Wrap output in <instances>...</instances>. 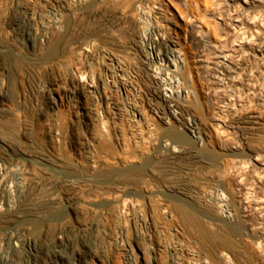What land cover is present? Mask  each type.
I'll list each match as a JSON object with an SVG mask.
<instances>
[{"label": "rangeland", "instance_id": "obj_1", "mask_svg": "<svg viewBox=\"0 0 264 264\" xmlns=\"http://www.w3.org/2000/svg\"><path fill=\"white\" fill-rule=\"evenodd\" d=\"M53 1L59 4V14L62 13L60 16L63 15L66 22L62 28L63 31L53 36L50 45L58 44L60 38H71L75 32L90 29L98 31L99 42L106 45L116 44L117 40H112L108 35L99 33L101 29L112 27L109 23L113 19L116 20L115 22L121 21L122 24L114 25V27H122L120 28L122 34L125 33L123 34L125 36L127 33L125 36L127 41L130 36L128 31L133 37L137 35L139 29H142V26H138L141 10V7H137L139 0H100L95 6V2L91 1L82 11L77 10L75 15L70 12L71 8L75 7L72 0ZM142 1L145 6H152V9L158 7V19L164 25V30H169H166L167 37L172 38V43L176 47H181L186 55H194L203 51L209 56V62L195 61L194 66L197 65V67L190 68L187 64L184 75L191 77L193 70L196 81L190 85V94H187L190 105L185 108V112L191 118L193 117L195 122L196 120L199 122L204 144L200 146V149L197 148V152L201 157H208L216 163L223 147H220L211 137L210 125L220 123L213 119V112L222 95L231 103L235 102L241 115L255 112L264 118V88L262 79L258 78L260 72L264 73L263 53L249 49L243 53V55L249 54V57L245 58L239 56L236 50L233 51V43L241 41L243 36L239 31L241 36L237 38L238 41L233 42L235 37L233 27L240 30L241 24L229 19L227 21L228 35L225 33L223 24H220V21L210 14L212 10H216L218 0H207L209 3L205 0H176L183 7L186 8L187 5L190 7L186 19L190 17L189 19L193 20L192 17L194 19L196 17L199 22H202L201 29L206 30L209 35L206 44L203 43L199 35L201 33H198L195 27L188 25V32L184 31L183 26L179 27L180 22H184L177 16L173 6L165 4L163 0ZM240 4L245 5L241 0ZM96 5L100 13L98 16L94 17L91 13H86L91 7L95 9ZM258 9L264 19V0L259 3ZM122 11L128 13V17L124 16L125 18H120V20L117 17L116 19L114 14ZM41 28L40 26L39 29ZM246 30L250 38L252 29L247 26ZM225 37L228 38L227 53H233L235 57L228 58V61H225L221 67L216 61L221 56L220 43L224 45ZM249 46L247 42L246 47ZM75 55L74 51L62 53L45 49L0 53V81L4 80V84L0 82V85L2 84L0 110L3 112L0 117V127L5 131V137L29 150L44 152L52 159L59 158L62 162L54 166L52 170L53 177L60 180L57 186L59 198L57 202L49 203L43 200L36 204L33 203L34 207L31 206V243L27 249L19 247L18 250L13 251L18 264H76L79 260L83 261L85 254L91 257L89 256L90 248L99 250L104 243H107L109 247L112 246L115 251L130 247L129 250H133L132 254L129 251L132 260H137L138 255L141 254L144 264V259L150 264L151 258H154L157 264H169L172 257L177 261H183V255L189 249L185 241L190 239H195L198 247L207 251L215 264L223 263L214 252L224 247L228 248L232 254H242L247 262L254 264L251 244L239 241L240 236L246 231L245 217L240 215L237 221L227 219L215 208L213 202L200 207L188 195L175 191L177 186H182L185 190L187 186L194 183L186 159L179 157L171 150L163 152V157L159 155L156 158L154 152L158 146L155 143L157 141L159 143L164 135H169L185 142L187 147L194 148L197 141L187 131L174 125L165 129L163 124L152 116L163 128L158 129L156 137L155 135L150 136L148 123L145 120L140 123L143 129L140 134L138 130L135 131L138 128L137 124L132 122L127 114L118 117L114 122L111 120L106 122V131H103L96 120H94L95 123L87 122L75 113L70 105L69 96L65 92L68 85L76 84L71 73V66L76 61ZM64 56L66 59L62 61ZM182 57L185 56L182 55ZM254 76H257L258 80H252L251 77ZM40 78L48 82L51 87L50 93L35 90ZM63 96L65 97L64 102L62 101ZM219 104L224 103L219 102ZM14 108H19V116L9 113ZM146 109L148 114H151L148 104H146ZM224 114L231 119L236 113L227 109ZM240 129L232 133V139L236 141V144L240 143L241 146L244 143H252L259 147L264 146V125L262 129L256 131L243 128L242 131L246 133ZM248 136L251 137L248 138ZM91 158L99 161L97 167L90 166ZM152 165L157 167L153 175L149 169ZM205 171L204 176L207 178L208 189L211 188L217 193L216 188L219 187L217 173L220 170L213 166ZM75 175L88 176L89 179L86 178L88 181H101L104 188L83 191L79 187L69 186L64 182ZM227 178L233 186L236 185L233 175ZM114 182L134 185L137 196L129 195L124 197L125 200L115 197L101 198L100 192L112 188L111 185ZM154 183L168 185L162 195L169 204L168 211H165L156 196L146 193V189ZM136 198L139 199L140 209L133 206ZM92 202L96 205L91 204ZM236 206L239 209L238 201H236ZM246 211L251 218H255L256 210L247 207ZM205 213L211 216L210 218H221V223L210 227L205 220ZM141 214L146 217L145 222L138 220ZM6 216L1 214L2 218ZM177 228L187 234L188 238L184 233V243L187 245L181 243L176 236L175 229ZM115 251L110 258L118 264Z\"/></svg>", "mask_w": 264, "mask_h": 264}, {"label": "bare ground", "instance_id": "obj_2", "mask_svg": "<svg viewBox=\"0 0 264 264\" xmlns=\"http://www.w3.org/2000/svg\"><path fill=\"white\" fill-rule=\"evenodd\" d=\"M72 1L75 7H72L70 12L75 15V13L77 14V10L79 11L80 9L82 11L91 1L95 2V6L100 0ZM163 1L167 5L173 6L177 16L183 20L184 23L180 22V25L178 23L179 27L183 26L185 32L189 31L188 25L195 27L196 31L201 33L199 35L203 43L206 44V42H208L209 35L206 30L203 31L201 29L202 22H199L196 17L195 19L192 17L193 20L189 19L190 17L186 19L187 11H190L188 5L185 8L177 3L176 0ZM241 1H243L245 5L243 4L242 6L240 0H218L216 2V10H212L210 14L215 16L220 21H218L220 24H223L227 35V21L233 19L234 22H240V30H236V27H233V29H235L233 33L235 35L233 42L238 41L237 38L241 36L238 33L239 31L243 36L242 40L238 43L234 44L232 42V46H234L232 48L233 51L236 50L239 56L247 58L249 54L245 53L243 55V53L246 50L254 49L263 53L262 58L264 59V19L262 18L260 9H258L259 3H262V0ZM139 2L137 7H141V10L139 12L140 17L138 18V26H142V29H139L137 35L132 37L131 32L128 31L130 36H128L129 40L127 41V37L125 38L127 33L125 36L123 35L125 33L122 34L120 29L122 27L116 28L117 25L122 24L121 21L115 22L116 20L114 21L113 19L112 21L109 20V24L112 27L107 28L105 26L107 29H101L99 33L106 36L108 35L112 40H117L118 43L106 46L101 42L98 43L99 38L97 37L84 42L85 49L89 53L92 52L97 45L101 46V48H109L113 60L115 61V65L110 68L113 85L115 87H121L126 94H129V101L126 104H122V107L116 104L115 107H112L114 111L108 109L107 116L99 117L101 97L100 91L98 90V83L90 80L91 83L84 84V93L89 102L90 122L93 121V123H95L94 120H96L101 129L106 131L105 121L110 120L112 117L118 119L128 108L129 110H135L133 122L138 126L135 131L138 130L140 134L143 132L140 123L143 121L145 122V120L148 123L147 128L150 136L155 135L154 137H156L159 128L164 127L166 129L172 125L187 131L188 134L197 141L194 147L195 149L187 147L185 142L179 141L169 135H164L159 143L157 140L155 143L158 146L154 152L156 158H158L159 155V157H163V152L171 150L179 155V157L185 158L187 165H189L190 176L194 179L193 185L187 186L185 190L184 187L180 185L181 187H175V191L188 195V197L200 207H205L210 202H213L215 208L227 219L237 221L240 215L245 217L246 231L240 236L239 241L241 243L251 244L254 264H264V146L259 147L252 143H244V145L240 146V143L238 145L236 141L232 139V133L236 131V129L242 128L240 129L241 131L244 130L243 128L249 131L262 129L264 118H262L259 113L255 112L254 114L245 113L241 115L239 113L240 109L235 106V102L231 103L228 98L222 95L219 102H223L224 104H219V102H217L216 109H214L213 112V119L218 120L220 123H211L210 133L213 140H215L220 147L222 146L223 150L220 151V156L216 163H213L211 161L212 159L209 160L210 158L208 157H201V155H199L200 153L197 152V148H201L200 146L204 144V140L200 134L199 122L197 120L195 122L193 117L191 118L188 113L185 112V108H188L190 105L187 98L191 90L190 85L192 82L196 81V77H194L193 70L191 72V77L189 76L190 78L185 76L184 72L187 68V64L190 68L197 67V65L194 66L195 61L201 63L209 62V56L203 51L202 53L197 52V54L194 55H186L181 47H176V45L172 43L171 37H167V29L164 30V25L161 24L158 19V7H155L156 9L153 7L152 9V6H145L142 0H139ZM205 2L209 3L207 0H205ZM91 8L89 9L90 11L86 13H91L94 17L100 14L97 11V5L95 9ZM54 10L47 9L46 13L43 15H50L51 12L57 15L55 16L54 24L57 28H63L66 20L63 15L58 16L57 12L60 8H54ZM125 14L126 12L122 11L114 15L116 19L118 17L120 20V18L124 16L126 18L128 17V13ZM196 21L197 23H195ZM46 23L49 27L52 26L49 18H46ZM114 25L116 26L114 27ZM247 26L252 29L250 38L249 35L247 36ZM128 29H126V31ZM227 39L228 38L225 37L226 42L224 45L220 43L222 49L221 56H219V59L216 61L221 67L225 64V61H228V58L232 59L235 57L233 53H227ZM247 42H249V47H246ZM182 55L185 56V59ZM123 61H126V64L130 68L139 70L142 73V77L138 79V76L128 75ZM258 78L262 79L264 88V73L260 72ZM251 79L254 81L258 80L257 76L251 77ZM0 82L4 84L3 79ZM1 85L0 93L2 94ZM35 90L50 93L51 87L44 78H40L37 81ZM65 92L68 94L74 93L69 87L65 88ZM141 92H144V94ZM137 93L142 96L141 101L139 100L140 97H133V94L137 95ZM226 100L229 101L227 102ZM144 103L148 104L151 114H148L146 107H144ZM226 107L231 112L233 111L236 113L233 118L229 119L225 116L224 112L227 111V109H225ZM18 109L14 108L9 113L13 114V116H19ZM2 114L3 112L0 110V117ZM152 116L163 124V127L158 125L155 121L156 119H153ZM2 129L3 128L0 127V264H18L15 252L13 251L18 250L17 248L19 247L27 249L31 243V206H33V203L36 204L43 200H47L49 203L57 202L59 198L57 186L60 180H57L58 178L56 179L55 176L53 177L52 170L54 166L62 162L59 158L52 159L44 152L29 150L27 147L16 144L14 140H8L5 137V131ZM251 136H248V138ZM245 138L247 139L246 136ZM233 140L235 142H233ZM98 162L99 161L91 158L90 166L95 168L98 166ZM213 166L218 167L220 170L219 173H217V184L219 186L216 188L217 193L211 188L208 189L206 185L207 178L204 176L205 170ZM156 168L153 165L149 166L152 175L155 173ZM229 175L234 176L236 185L233 186L231 184L230 179L227 178ZM86 178L89 179L88 176L75 175L67 178L64 182L69 186L79 187L83 191L101 190L104 188V186L101 185L102 183H100L101 181H97V183L96 181H88ZM111 186L112 188H107L105 191L103 190L100 192L101 198L111 199L115 197L120 200H125L124 197L126 196H137L135 194L136 187L129 183L114 182ZM167 187V184L161 185L154 183V185H150V188L146 189L148 195H154L159 199L165 211L169 210V204L162 195H164ZM110 190H113V192H110ZM236 201H238L240 205L239 209L236 206ZM91 204L96 205L95 202ZM133 206L138 209L141 208L138 198L133 202ZM247 207L256 210L257 213L255 218H251V216L247 214ZM240 211L242 212L241 214ZM1 214L7 216L2 218ZM204 217L210 227L218 225L222 221L221 218H210L211 216H208L207 213L204 214ZM138 220L145 222L146 217L141 214ZM175 232L181 243L188 244L186 245L189 249L187 250L186 248V250L189 251V264H215V261L208 255V252L198 247L195 239L187 240L185 241L186 243H184L186 233L178 228L175 229ZM180 237L182 239H180ZM186 237L188 238L187 234ZM173 248L176 251L175 247ZM183 250L180 251L185 252ZM214 253L215 256L221 258L223 261L222 264H250L242 254H232V252L225 247L215 250ZM151 262L152 264H157L154 258H152ZM76 264H78V261Z\"/></svg>", "mask_w": 264, "mask_h": 264}, {"label": "built area", "instance_id": "obj_3", "mask_svg": "<svg viewBox=\"0 0 264 264\" xmlns=\"http://www.w3.org/2000/svg\"><path fill=\"white\" fill-rule=\"evenodd\" d=\"M47 3H50V6ZM37 6H39L40 10H38ZM54 8H59V4L53 0H0V53L12 51L30 52L36 49L57 50L62 53L74 51L76 53V61H74L73 65L71 64V73L76 84L68 85L74 91L73 94L66 92L69 96L67 98L70 101V105H72L78 116L87 122L90 121L89 102L84 93V84L91 83L90 80H93L98 83L101 97L99 117H105L108 109L114 111L112 107H115L116 104L122 107V104H126L129 101V94H126L121 87L113 85L110 68L115 65V61L112 53L108 47L101 48L99 45L90 53L86 51L84 42L90 41L94 37L100 38L98 31L93 29L75 32L71 38H60L58 44L50 45L53 41V36L63 31L62 28H57L54 24L55 16L57 15L52 14V12L50 15H43L47 9L54 10ZM59 12L60 10L57 12L58 16H60ZM46 18L51 20L52 26L49 27L47 25ZM40 26L42 27L41 30L39 29ZM65 59V56L62 57V61ZM123 62L128 75L138 76V79L142 77V73L139 70L130 68L126 61ZM65 78L67 77L65 76ZM66 84L68 83L66 82ZM139 93L137 95L133 94V97H140L139 100L141 101L142 96ZM141 93L144 94V92ZM144 107H146V104ZM124 114H127L133 122L135 110L127 108ZM110 120L114 122L116 119L112 117ZM110 120H106L105 123ZM129 249L130 247H127L123 250L117 249L115 251L112 246L109 247L107 243H104L99 250L90 248L89 251L91 253L89 256L91 257L85 254L83 261L79 260L78 264H116L110 258L113 251L116 253L118 264H144L141 260V254L138 255L137 260H132ZM132 252L133 250H131V254ZM188 252L183 255V261H177L172 257L169 264H189ZM151 260L152 258L150 259V264H152ZM144 261L145 264H148L146 259Z\"/></svg>", "mask_w": 264, "mask_h": 264}]
</instances>
